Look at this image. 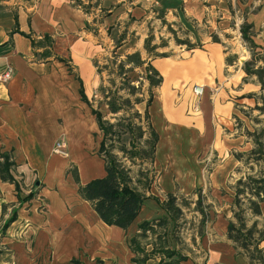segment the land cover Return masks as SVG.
Listing matches in <instances>:
<instances>
[{
  "label": "crops",
  "instance_id": "1",
  "mask_svg": "<svg viewBox=\"0 0 264 264\" xmlns=\"http://www.w3.org/2000/svg\"><path fill=\"white\" fill-rule=\"evenodd\" d=\"M244 9L247 12L241 15ZM160 11L171 26L183 16L210 30L206 34H217L220 42L208 35L203 42L210 46L207 54L214 59L230 32L235 35L229 43L237 45L244 22L251 24L252 38L264 48V0H0V71L13 69L10 80L0 82V154H11L15 162L12 173L20 184L17 191L14 183L0 176V220L5 225L14 217L2 227L0 264H136L130 240L139 232V225L161 216L170 218L161 202L174 193L179 181L177 167L170 162L177 136L190 138L194 149L202 141H215L218 103L223 107L230 103L217 100L224 88L210 91L209 87L197 102V110L190 109L191 115L173 110L165 86L175 60L171 55L152 61L163 83L149 107L159 141L153 164L157 177L146 194L160 202L147 198L127 230L108 225L79 195L70 170L75 166L79 172L77 159L83 154L98 156L104 164L97 154L99 128L92 113V94L102 82L96 60L107 49H116L120 59L134 51L145 57L150 28L162 23ZM194 51L190 62L202 54ZM224 71L225 66L217 68L216 77ZM153 104L158 108V124L152 116ZM62 139L70 146L71 159L53 154L55 142ZM161 151L162 158H168L160 160ZM192 171L202 173L204 167ZM220 173L216 168L209 177L217 197L223 186ZM179 175L177 178H183ZM94 178L81 180L80 176V183ZM202 178L197 183L205 186L207 180ZM36 196L46 202L47 209L39 210ZM199 218L201 222L202 216ZM255 218L264 220V203L262 214ZM230 219L225 210L216 209L201 230V225L199 229L184 227L176 234L178 239L173 237L170 219L166 248L185 256L180 264H257L228 237ZM154 245L147 243L146 252ZM163 257L157 252L143 264H160Z\"/></svg>",
  "mask_w": 264,
  "mask_h": 264
},
{
  "label": "rangeland",
  "instance_id": "2",
  "mask_svg": "<svg viewBox=\"0 0 264 264\" xmlns=\"http://www.w3.org/2000/svg\"><path fill=\"white\" fill-rule=\"evenodd\" d=\"M165 4L168 5L172 3L166 1ZM246 12L247 9H244V11L242 10L241 15ZM180 18L181 20L178 21L175 27L171 26L177 31V36L201 44V47L188 50L185 45H179L174 38V34L168 29L167 24L160 23L158 28H155L157 25L150 28V32L154 35L152 44L164 43L165 45L159 47L158 50L160 52H169L171 57L175 59L172 65V74L169 76L167 83H165L167 97L169 99L168 102H170L171 108L182 116L187 114L191 115L190 109L197 110L195 106L196 102L194 98L190 96L194 86L205 87V93L207 90L206 88L209 90V87H211L210 91L225 89V92L222 91V94L217 96V100L220 99L222 103L230 101V103L228 104L229 107H223L218 103L217 121L219 124H216L218 136L215 141L209 139L206 142L202 141V143H200L201 145H199L200 147L197 146L194 149V147L190 146V138H181L179 135L177 136V141L175 142L176 149L174 151L172 150V157L170 158L172 165L177 167L175 178L179 180L176 183V189L174 191V194L178 198L176 203L179 204L181 208V211L178 213L177 226H179V230L177 233L184 227L188 229L193 228V226L198 228V226L201 225L199 218L201 210H204L211 218V215L216 212V209L222 208V210H225L226 214H230V218L237 222V219L234 217L233 201L238 180L240 178L245 180L248 175L259 177L264 174V89L260 83V79L264 80V48L257 47L252 49L249 43L243 39L242 34H240L237 45L234 46V44L229 42L231 40L230 38L235 34L230 32L225 36V38L229 37L228 41L219 45V57L214 59L207 54V50L210 46H204L203 42L207 35L210 40L217 42L213 40V35L215 33L206 34V32L210 30H206L205 27L199 26L198 23H194L193 20L186 19L183 16ZM178 24L180 25L177 26ZM250 32L252 31L250 30ZM215 35L217 36V34ZM112 38L114 42H116V38L114 36ZM234 41L236 40H233V42ZM196 49L202 52L199 57L200 59L196 60V62L188 61L195 53L194 50ZM234 49L238 50L239 54L234 53ZM98 60L101 61V63L99 62L100 65H107L101 74V83L106 87H121V79L115 76V72H111L117 69L114 60H120L119 55L113 54V50L110 51L107 49L100 55ZM247 60L255 62L254 65L250 64V67H253L258 73L248 75L244 71V62ZM222 66H225V71L223 74L220 72V76L217 78L216 69L218 68L221 70ZM143 73H145L144 67L136 68L132 73V76L135 77V86H141V90L135 95H131L132 101L136 97H148V82L143 77ZM113 80H115V83H113ZM125 89L130 90L129 88ZM159 89L160 87L155 89L154 92L156 95H160ZM96 92L92 94L91 98L94 105L101 109L104 115H106V118L114 122L115 119L112 118V115L107 111L106 107L102 104L100 105L102 97L99 92ZM125 92L126 90H121L122 94H125ZM249 93H254L253 97L248 96ZM231 103L234 104H232V110L230 109ZM126 106L129 108V114L139 121L134 113L135 108L143 113L145 110V103L135 105V107L134 105L130 107L129 105ZM259 106H262L263 109L258 108ZM151 109L154 121L158 124V108L153 104ZM170 111L174 112L172 110ZM174 118H176V116ZM173 121L178 120L174 119ZM97 135L98 140L101 141V132L98 131ZM167 143L168 142H166V144ZM67 151V156L55 155L65 159H71L72 155L69 144ZM115 152L123 159L122 152L118 150H115ZM239 152L242 153L240 160L234 155V153L236 154ZM161 158L162 151L159 155L160 160ZM166 158L168 157L164 156L162 159L164 160ZM160 160L159 162H161ZM124 162L127 165L130 164L128 160ZM77 163L81 180H87L91 177H101L105 174V166L98 156L83 154L77 159ZM220 165L223 167H220ZM74 167L75 166L70 169L72 175L74 174ZM151 167L150 164L131 165V175L134 178V182L137 183L140 176V168L141 170L143 169L146 174V178L143 179V182L151 176V172L153 171ZM202 167H204L202 173L201 171L199 173L197 171H192V168L198 170L202 169ZM216 168L221 172L220 182L223 183L222 188L217 191L218 197L215 195L216 191L214 194L212 185L209 184L210 173ZM182 170H185V172ZM179 174H182L183 178H177V175L180 176ZM203 175L207 180L205 186H201L197 183L198 179L202 178ZM204 177L202 179H205ZM200 196H202L201 201L198 202ZM240 198L243 218L246 225L251 227L253 222L256 221L257 228L260 230L255 233L254 239H252L251 242L253 245L258 242L256 249L253 251L256 257V263L264 264V239L261 240V238H264V220L256 219L255 215L251 213L247 195L242 194ZM35 199H38V196H36ZM38 201L39 210L47 209L44 200L38 199ZM3 225L4 221L0 220L1 235L5 233L2 228ZM166 226L165 238H163V235L162 238L167 241L166 235L168 234L169 225ZM161 231L163 232V230ZM176 234L173 230V237L178 239ZM149 242L156 244L158 248H161L165 244H163V240H159V238H157V240L154 239L153 235L152 239H142V246L144 245L143 247H145ZM162 255L164 256V262L175 260V257L170 258L165 253Z\"/></svg>",
  "mask_w": 264,
  "mask_h": 264
},
{
  "label": "trees",
  "instance_id": "3",
  "mask_svg": "<svg viewBox=\"0 0 264 264\" xmlns=\"http://www.w3.org/2000/svg\"><path fill=\"white\" fill-rule=\"evenodd\" d=\"M158 18L162 20V23L168 25V29L174 34V38L179 45H185L188 50L201 47V44L192 42L187 38H179L177 31L173 29L164 18V12L160 11ZM251 24L244 22L241 25L240 31L243 39L249 43L250 47H260L251 36ZM154 35L152 32L149 33L145 39L144 50L146 56L143 57L140 51H134L126 54L124 58L120 60H114L117 69L112 70L115 72V76L121 79L122 86L106 87L101 83L96 93H100L102 100L100 105H104L107 111L112 115L115 121H111L106 118V115L101 111L98 106H92V113L96 117L99 132L102 134L97 154L104 160L105 175L97 177L89 182L82 184L80 183V176L77 167H74L73 178L78 185L79 195L90 202L92 208L99 217L108 225H115L124 230H127L133 221L138 216L140 209L147 198H156L159 202V198L147 195L146 192L150 190L154 183L157 174L153 169V164L156 157L157 143L159 141V135L154 128L149 113V107L154 99V91L160 87L163 83L162 74L155 68L152 61L158 57L170 56L169 52H160L159 47L165 45L164 43L152 44ZM214 41H220V39L214 34ZM116 49L113 50V54H116ZM115 57V56H114ZM117 58V57H116ZM254 61H245L243 69L248 75H254L258 73L253 67ZM98 66V73L102 74L107 65H100L99 61L96 60ZM144 67L145 73L143 77L148 82V97H136L133 101L131 95H135L141 86H135L134 76L132 73L136 68ZM115 83V80H113ZM262 88L264 89V80L260 79ZM125 88H129L127 90ZM121 90H126L125 94L121 93ZM83 98L88 101V98L83 94ZM254 93H249L248 96L253 97ZM145 103L144 112L135 108L136 118L129 114V108L126 105L132 106ZM258 108L263 109L262 106ZM125 113V114H124ZM121 115V116H120ZM118 150L123 153V159L115 152ZM238 160L241 159L242 153H234ZM2 158L0 162V176L3 181L14 183L16 190H20V184L14 177L12 170L15 167V162L12 160L11 154L4 151L0 154ZM130 162L127 165L124 161ZM144 165L150 164L152 167L151 176L146 178V174L143 169L140 168V176L137 183L134 182V178L131 175V165ZM32 194V192H31ZM31 194L26 197L30 198ZM245 194L248 196L250 211L253 215L262 214V203H264V174L259 177L248 175L246 179L240 178L237 183L236 192L233 201L234 217L237 219L235 222L233 219L229 220L228 223V237L236 243L238 247L246 252L252 263L256 260L253 251L256 249L257 243L252 244V239L256 232L260 230L257 228V222H253L251 227H248L243 218V209L241 204L240 196ZM33 195V194H32ZM200 196L198 202L201 201ZM177 197L174 193H168L167 197L161 202L163 209L168 213L169 217L161 216L151 221H143L139 225V232L131 238L130 248L135 254L133 261L136 264H143L150 255L157 252L165 253L168 257L174 258L175 260L170 262H164L163 258L160 264H180V261L186 259L177 250H173L167 247V241L165 238V231L167 226L170 224V219L174 221V233L176 234L179 230L177 226L178 213L181 211L179 204H177ZM238 209V210H236ZM202 220L201 227H204L208 215L201 210ZM14 217L7 221L4 226H8ZM163 230V232L161 231ZM150 235H157L156 238L163 240V248H154L150 253L146 252L142 246V239H146ZM163 235V238H162ZM264 238H261L263 240ZM158 249V250H157Z\"/></svg>",
  "mask_w": 264,
  "mask_h": 264
},
{
  "label": "built area",
  "instance_id": "4",
  "mask_svg": "<svg viewBox=\"0 0 264 264\" xmlns=\"http://www.w3.org/2000/svg\"><path fill=\"white\" fill-rule=\"evenodd\" d=\"M12 72H13V69L11 67H8L7 69H5L3 71H0V82L6 83L7 81H9L11 76H12ZM192 93H193V98L196 102L195 106L198 107L197 102L199 101L200 97L204 93V87L194 86L192 89ZM195 106H194V108H195ZM67 148H68V143L62 139V140H58L55 142L52 151L55 154L67 156L68 155Z\"/></svg>",
  "mask_w": 264,
  "mask_h": 264
}]
</instances>
